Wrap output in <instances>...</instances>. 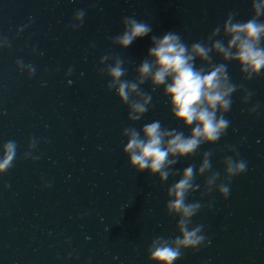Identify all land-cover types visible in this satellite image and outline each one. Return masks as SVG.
Wrapping results in <instances>:
<instances>
[{
    "label": "water",
    "instance_id": "obj_1",
    "mask_svg": "<svg viewBox=\"0 0 264 264\" xmlns=\"http://www.w3.org/2000/svg\"><path fill=\"white\" fill-rule=\"evenodd\" d=\"M78 9L86 14L73 30L69 24ZM230 11L246 21L249 0H0V38L11 45L0 50V143L18 144L14 167L0 174V264H149L145 250L151 239L176 235L164 204L167 187L179 177L160 185L128 167L120 135L129 124L126 108L105 90L98 62L118 54L126 61L125 78L134 79L151 35L176 31L191 44ZM133 14L151 24L152 33L123 50L111 46L121 19ZM17 59L35 66L32 78L15 69ZM213 62L221 61L214 55ZM69 68L72 74L65 76ZM228 71L255 95L243 105L241 93H234L225 135L174 168L198 167L200 154L212 150V170L222 174L231 145L248 168L230 181L227 199L215 191L201 198L202 187L189 196V202L205 205L192 225L203 224L211 243L195 254L184 252L175 264H264V73L243 82L235 63ZM142 88L153 100L133 126L159 120L187 135L190 129L169 116L161 89L152 92L147 83ZM254 103L260 105L258 116L242 111ZM32 138V156L38 158L21 160ZM204 179L196 183L202 186Z\"/></svg>",
    "mask_w": 264,
    "mask_h": 264
},
{
    "label": "clouds",
    "instance_id": "obj_2",
    "mask_svg": "<svg viewBox=\"0 0 264 264\" xmlns=\"http://www.w3.org/2000/svg\"><path fill=\"white\" fill-rule=\"evenodd\" d=\"M249 12L251 15L246 21L236 19V11L228 12L223 22L203 40L191 44L176 31L151 35L150 47L131 80L125 78L128 70L120 55L106 54L98 62L97 72L106 79L105 90L114 93L120 105L126 108L129 124L120 135L124 138L121 152L127 157L128 167L136 173L147 172L156 177L160 185L172 177H179L167 187L164 204L165 215L175 219L176 235H157L151 239L145 250L149 264H175L184 252L195 254L210 244L205 226L192 225V218L205 205L200 200L189 202V196L202 187L201 198L215 191L221 199H227L230 181L247 171L248 163L238 158L237 145L225 148L232 155L222 160V174L212 170V150L200 154L198 167L189 164L178 170L174 166L179 160L196 155L201 146L215 144L225 135L231 123L226 114L232 109L234 93H241L240 103L243 105L255 95L244 83H234L228 71V64L235 63L243 82L259 78L264 73V0H249ZM85 14L84 9L76 10L69 27L79 29ZM120 23V33L109 37V42L121 50L153 31L151 24L137 19L135 14L124 16ZM26 27L28 25L17 29V35ZM10 46L6 37L0 38V50ZM32 51L35 52V48ZM214 55L220 58V63L213 62ZM14 66L29 79L35 75V66L22 59H17ZM71 74L69 68L65 76ZM145 83L152 92L161 89V97L167 98L169 116L180 122L182 128L190 129L187 135L176 128H166L159 120L145 123L140 128L133 126L150 110L153 100L152 94L142 88ZM259 109V103H254L242 111L258 116ZM36 147L37 140L30 139L20 159H37L32 156ZM17 151L15 140L0 143V174L14 167ZM199 177H205L202 186L196 183ZM211 204L209 202L207 207L210 208Z\"/></svg>",
    "mask_w": 264,
    "mask_h": 264
}]
</instances>
